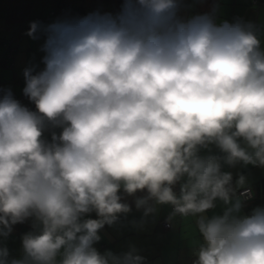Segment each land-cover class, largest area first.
<instances>
[{
  "label": "clouds",
  "instance_id": "9594fccd",
  "mask_svg": "<svg viewBox=\"0 0 264 264\" xmlns=\"http://www.w3.org/2000/svg\"><path fill=\"white\" fill-rule=\"evenodd\" d=\"M180 8L124 0L116 14L31 23V39L44 35L43 68L23 72L35 110L0 97V237L29 219L33 231L18 257L0 247V264H146L94 246L131 211L121 191L146 193L144 217L170 205L169 219L194 222L192 264H264V205L245 211V177L234 186L223 170L264 168V40ZM211 146L221 155H201Z\"/></svg>",
  "mask_w": 264,
  "mask_h": 264
},
{
  "label": "rangeland",
  "instance_id": "374dc122",
  "mask_svg": "<svg viewBox=\"0 0 264 264\" xmlns=\"http://www.w3.org/2000/svg\"><path fill=\"white\" fill-rule=\"evenodd\" d=\"M38 1H39L38 3L39 5L33 14V18L35 19V22H39L42 25H45L43 21V15L48 14L51 10H54V9L50 5L51 0H35V3ZM75 1H76V4L78 5H83L85 2V4L93 12L100 11L102 13L104 12L112 13V14L118 13L113 3L107 0H75ZM238 1L240 2L241 5H244L242 3V0H238ZM183 3H185V0H181V6L183 5ZM260 8H261V15H262V13L264 12V6L261 5ZM217 15L218 14L216 13L215 16ZM57 19H54L51 22L53 23ZM215 19L218 22L227 21L226 18H223L222 15L215 17ZM231 20L232 22H234L235 20H237V16H235ZM260 20H264V18H261ZM228 22L231 23L230 20ZM250 23H252V21ZM28 30L30 29L24 30V33L25 31L27 32ZM28 38L29 39L27 41V44L23 45V49L22 50L18 49L17 53H15L14 55V59L12 60V63L14 64L13 70L0 67V75L2 74L3 77H6L5 86L8 89H11L13 94L16 93L18 95L17 99H24L25 101H29V100L27 97L23 95V92H22V89L24 87V76H23L24 69L29 66H37V70H39L40 68H43V64L41 63V60L44 55V53L40 50L41 46L44 43V35L41 33L40 39H37V40L31 39L29 36ZM24 42H26V40ZM14 72H16V75H17L16 78L18 81L16 80V82H15V78L13 74ZM19 81L21 83H18ZM56 131H58V129ZM45 135L47 138L50 139V133L46 132ZM133 212H136V211H130L127 214H121L116 223H114L111 226L105 225L99 231V235L101 236V239L94 246L97 248V250L101 254L111 251L113 254L122 255L123 253H126L130 250V247H132L131 245H147L148 243L146 241L147 240L152 241L150 237L154 235L153 233L149 234L148 230L150 228H154V230L157 229L158 232L166 231L169 234H171L172 244L169 246L170 250L168 251L170 253L173 252V255H174V258L170 260L172 261L171 264H174V263L191 264L193 262V260H190L187 262V259H186V257L188 259L190 258L194 259V256L192 254V248L194 247L193 240L195 239V236L193 234H190L191 229H189V227L186 226L185 222L188 219H184L179 215L172 217L173 218L172 220L169 219V217L172 214V209L170 205H168V207L167 205L158 206L157 212L147 217H144L143 213H137L138 218L142 217V218L147 219V221L145 222L142 220L140 221V218L138 219V222L135 221L136 219L134 215L135 213ZM166 217H167V220L165 219ZM87 218L96 219L97 216L93 212ZM150 218L157 220V222L154 221L151 223ZM178 218L179 220L177 221ZM174 220L177 221V225H179L180 231L178 232L175 230V228H172L171 230H169V226L171 227ZM165 223L167 224L166 226L164 225ZM25 224H26L25 222L21 224V227H20L21 232H19V229L17 230L16 226L14 225L11 234L6 239L3 237H0V247L6 246L9 249L11 256L13 257H18L17 255L18 252H20V255H22L23 253L22 236L29 231H33V230H28ZM194 227L195 225L191 223V228H194ZM175 233L177 234L180 233L179 237H181L182 240L184 239V242H181L179 238L177 237L178 235L175 236ZM186 233L191 235L190 241L187 240L190 237V235L188 236V238H186L185 236ZM18 235L20 239L18 238ZM136 252L140 255V251L136 250Z\"/></svg>",
  "mask_w": 264,
  "mask_h": 264
},
{
  "label": "crops",
  "instance_id": "0c3cea01",
  "mask_svg": "<svg viewBox=\"0 0 264 264\" xmlns=\"http://www.w3.org/2000/svg\"><path fill=\"white\" fill-rule=\"evenodd\" d=\"M30 1L31 0H0V42L8 39L17 27V24L15 22L11 21V19H10L12 14L15 11L27 6ZM250 1L253 2V0H250ZM250 1L249 0H242V3L244 5H241L238 0H185V3H183V5L180 8V14L184 17H189L191 15L198 14L196 12H199V14L210 13L214 16V18L222 15L223 18H226L227 22L229 20L232 22L231 19L234 18L235 16H237V19H240V20H242L248 24L255 26L258 35H261V39L264 40V20H260L261 18H264V12L261 15V8H260L261 5L264 6V0H262V3L259 7V10H257V11H254L253 9H251L249 7ZM237 8H239V9H237ZM216 13L218 14L217 16H215ZM251 21L253 24L250 23ZM27 32L25 31V33H24V30H23L21 40L15 41V47H16L17 51H18V49L22 50L23 45L27 44V41L29 39L28 35H26ZM25 40H26V42H24ZM28 44H29V42H28ZM2 48L3 47L1 46V43H0V56L2 53ZM17 51H16V53H17ZM13 59H14V57H13ZM13 68H14V65H13ZM13 74H14V78H15V82H16V80H17L16 72H14ZM8 76H9V74H8ZM5 83H6V77H3L1 74L0 75V97H2L4 91L8 89L5 86ZM18 83H21V82L19 81ZM14 96L16 99L18 98L17 97L18 95L16 93L14 94ZM17 100H19L23 105L29 107L30 109H32V107L34 106V104L31 103L30 101H25L24 99H17ZM24 103H26V104H24ZM209 154L217 155V156L221 155V153L219 152V149H217L215 146H211L208 149H202L201 150V155H209ZM223 170L232 173L234 186H235V181L239 178V176L242 175L245 177V184H244L243 188H237V191L245 189V188H250L254 183H257L261 180H264V168H261L258 166L243 165L241 163V164H237L234 167H229V166L225 165ZM167 207H168V205H167ZM217 211H219V208H217ZM140 213H142V212H140ZM134 215L136 218L135 221H137V222H138L139 218H140V221L141 220L144 222L147 221V219H145V218H142V217L138 218L137 213H135ZM165 219L167 220V217ZM172 219L173 218H171V220ZM178 220H179V218L177 219V221ZM150 221H151V223L154 221L157 222V220H155L153 218H150ZM177 221L174 220L171 227L169 226V230H171L172 228H175V230L177 232L180 231L179 225H177ZM25 223H26L25 225L27 226L28 230H33L32 229L33 228V220L32 219L25 221ZM185 223H186V226H188L189 229H191L190 234H193L196 237L195 227L191 228V223L194 225V222H192L190 219H188ZM15 226H16L17 230L19 229V232H21V228H20L21 224H17ZM180 227H182V226H180ZM178 228H179V230H178ZM148 232H149V234H152V233L154 234V235H152V237H150L152 239V241L147 240L146 241L148 243L147 245H131L132 247H130V249L135 248V250L140 251V255L143 257H146V264H171L172 261H170V260L174 258L173 252H171V253L168 252L170 250L169 246L172 244L171 234H169L166 231L158 232L157 229L154 230V228H150L148 230ZM180 233H178V234L175 233V236L178 235L177 237L179 238V240L181 242H184V239L182 240V238L179 237ZM190 234L186 233L185 234L186 238H188V236ZM18 238L20 239L19 235H18ZM187 240L188 241L191 240V235ZM17 255L20 256V252H18ZM186 259H187V262L190 260H194L191 258L188 259L187 257H186ZM174 264H176V263H174Z\"/></svg>",
  "mask_w": 264,
  "mask_h": 264
},
{
  "label": "trees",
  "instance_id": "16d2710c",
  "mask_svg": "<svg viewBox=\"0 0 264 264\" xmlns=\"http://www.w3.org/2000/svg\"><path fill=\"white\" fill-rule=\"evenodd\" d=\"M107 1L113 3L117 12L120 11L121 5L124 2V0H107ZM38 3L39 1L35 3V0H31L27 6L15 11L10 17L11 21L17 24V27L8 39L0 42L1 46L3 47L0 56V67L13 70L14 64L12 63V59L17 51L15 47V41L21 40L23 30L30 29L31 23L35 22V19L33 18V14L39 5ZM261 3L262 0H253V2L250 1L249 5L251 9L257 11L259 10ZM50 5L54 10H51L48 14L43 15V21L45 25L51 24L52 23L51 21L62 17L66 13L71 14L72 16L83 17L93 12L85 4V2L83 5H78L76 4L75 0H51ZM196 13L199 14V12ZM11 49L12 52L10 53ZM32 110H35V105L32 107ZM245 189H248L252 195L251 199L245 201V205H246L245 211H250L254 207L264 205V180L254 183L250 188H245ZM242 190H238L237 194ZM120 195L122 197L121 202L127 203L130 206L131 211H136L133 213H140V212L143 213V209L138 210L136 208L135 201L137 198L145 196L146 195L145 192H137L135 195L129 196L126 193H123V191H121Z\"/></svg>",
  "mask_w": 264,
  "mask_h": 264
},
{
  "label": "built area",
  "instance_id": "2783aa9c",
  "mask_svg": "<svg viewBox=\"0 0 264 264\" xmlns=\"http://www.w3.org/2000/svg\"><path fill=\"white\" fill-rule=\"evenodd\" d=\"M11 52H12V49L10 50V53ZM239 194H243L245 201H247V200L252 198L251 192L248 189L242 190L241 192L238 193V195ZM164 225L166 226L167 224L165 223Z\"/></svg>",
  "mask_w": 264,
  "mask_h": 264
}]
</instances>
